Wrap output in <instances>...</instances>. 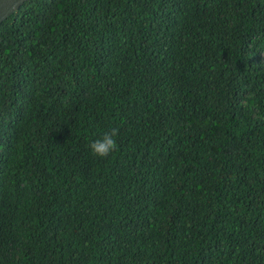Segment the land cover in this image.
Segmentation results:
<instances>
[{
    "label": "trees",
    "instance_id": "1",
    "mask_svg": "<svg viewBox=\"0 0 264 264\" xmlns=\"http://www.w3.org/2000/svg\"><path fill=\"white\" fill-rule=\"evenodd\" d=\"M0 264H264V0L7 16Z\"/></svg>",
    "mask_w": 264,
    "mask_h": 264
},
{
    "label": "clouds",
    "instance_id": "2",
    "mask_svg": "<svg viewBox=\"0 0 264 264\" xmlns=\"http://www.w3.org/2000/svg\"><path fill=\"white\" fill-rule=\"evenodd\" d=\"M118 135V129L113 128L105 132L100 139L93 141L90 145L91 151L98 157H107L115 151L117 144L115 137Z\"/></svg>",
    "mask_w": 264,
    "mask_h": 264
},
{
    "label": "water",
    "instance_id": "3",
    "mask_svg": "<svg viewBox=\"0 0 264 264\" xmlns=\"http://www.w3.org/2000/svg\"><path fill=\"white\" fill-rule=\"evenodd\" d=\"M25 0H0V23L13 13Z\"/></svg>",
    "mask_w": 264,
    "mask_h": 264
}]
</instances>
